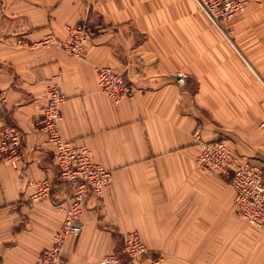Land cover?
Here are the masks:
<instances>
[{"label":"crops","instance_id":"0c3cea01","mask_svg":"<svg viewBox=\"0 0 264 264\" xmlns=\"http://www.w3.org/2000/svg\"><path fill=\"white\" fill-rule=\"evenodd\" d=\"M79 24L89 33L81 59L36 46ZM98 67L125 76L133 99L116 105L105 96ZM56 76L64 140L113 173L103 202L88 197L67 264L121 254L128 233L165 264H264V229L237 217L227 179L198 169L194 140L201 129L204 141H225L264 171V0L221 29L197 0H0V128L24 134L17 169L0 154V264H36L64 221L58 205L70 191L35 130ZM44 180L53 193L33 203Z\"/></svg>","mask_w":264,"mask_h":264},{"label":"built area","instance_id":"2783aa9c","mask_svg":"<svg viewBox=\"0 0 264 264\" xmlns=\"http://www.w3.org/2000/svg\"><path fill=\"white\" fill-rule=\"evenodd\" d=\"M252 0H197L201 10L218 28L231 22L246 11ZM89 42V33L84 24L67 28L64 39L49 34L36 46L43 49H57L81 59ZM100 91L116 105L126 99H133L135 90L123 75L107 67L96 68ZM189 77L179 75L177 83L184 87ZM48 104L43 119L35 130L44 134L53 149L54 162L58 170L59 185L70 191L67 205H58L64 213V221L51 238V248L44 251L36 264H67L64 260L66 243L71 237H79L84 230L83 216L87 199L93 195L103 202L112 184L113 173L94 161L92 151L85 147H74L66 142L61 133V108L66 102L60 77L52 78L47 90ZM264 127V124H263ZM194 140L200 148L197 158L198 169L209 175L227 179L235 192L237 217L259 229H264V171L239 161L225 141L206 142L202 130L197 129ZM24 134L14 126L0 128V154L2 161L17 169L22 157ZM36 189L31 197L39 203L51 197L54 183L44 180L34 184ZM121 254L103 257L98 264H165L161 255L152 253L137 233H128L122 238Z\"/></svg>","mask_w":264,"mask_h":264}]
</instances>
